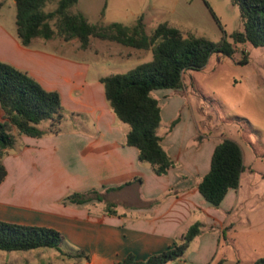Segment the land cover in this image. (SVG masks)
I'll return each instance as SVG.
<instances>
[{
  "label": "crops",
  "instance_id": "crops-1",
  "mask_svg": "<svg viewBox=\"0 0 264 264\" xmlns=\"http://www.w3.org/2000/svg\"><path fill=\"white\" fill-rule=\"evenodd\" d=\"M49 41L36 39L26 47L0 24V61L29 73L46 90L57 91L63 107L74 114L73 128L67 132L20 136L6 153L0 220L59 231L67 246L63 251L70 256L60 252L55 260L44 262L40 249L16 260H3L0 253V264H122L129 254L145 260L173 247L196 223L203 224L202 232L183 258L168 264H252L264 257V174L258 183L244 157L239 188L230 190L219 207L206 201L198 186L222 139L197 141L200 132L189 109L157 98L161 144L174 161L167 175H157L140 161L138 149L126 144L130 127L110 108L103 76L92 75L85 61L55 53L47 47ZM181 109V120L169 131ZM93 189L103 195V202L64 203L72 193ZM106 203L115 205L116 214L105 211ZM242 225L248 233L245 258L238 255L235 238Z\"/></svg>",
  "mask_w": 264,
  "mask_h": 264
},
{
  "label": "trees",
  "instance_id": "trees-1",
  "mask_svg": "<svg viewBox=\"0 0 264 264\" xmlns=\"http://www.w3.org/2000/svg\"><path fill=\"white\" fill-rule=\"evenodd\" d=\"M240 7L244 31L235 32L232 41L220 44L205 37H185L178 29L168 24L160 25L153 37L145 34L142 22L129 28L121 24L99 27L90 24L79 13L71 9L79 0H58L52 11L44 8L50 0H15L16 35L22 45L29 47L36 39L63 42L78 40L83 49L90 46L91 38L115 41L139 50H152L153 59L129 70L126 74H115L101 78L105 96L118 119L130 127L126 144L136 147L141 162L148 163L159 175H167L174 161L163 148L159 135L162 108L153 96L156 90H180L184 88V75L189 71H200L214 54L232 57L238 46L264 47V0H231ZM242 63H247L245 56ZM0 107L4 112L0 120V185L7 176L1 161L4 151L14 149L20 136L41 138L58 135L68 118L74 114L62 105L57 91L46 90L29 73L11 64L0 61ZM49 121L47 128H40ZM180 117L170 125L172 131ZM244 155L240 144L232 139H223L215 148L211 169L199 183V192L204 199L219 207L227 193L238 189L245 172ZM110 188L107 192L123 188ZM94 200L104 201L96 189L84 193H72L64 203L85 204ZM105 211L116 214L115 205L106 203ZM202 223H196L169 249L152 254L145 260H137L129 254L122 264H168L181 259L190 242L202 232ZM65 243L62 234L50 227L11 223L0 220V250L32 251L55 249L64 256ZM82 254V252H79ZM252 264H264V257Z\"/></svg>",
  "mask_w": 264,
  "mask_h": 264
},
{
  "label": "rangeland",
  "instance_id": "rangeland-1",
  "mask_svg": "<svg viewBox=\"0 0 264 264\" xmlns=\"http://www.w3.org/2000/svg\"><path fill=\"white\" fill-rule=\"evenodd\" d=\"M57 3L58 0H50L44 10H54ZM71 11L82 14L90 24L99 27L116 23L132 28L142 22L148 37H153L160 25L168 24L185 37H205L220 44L223 40L232 41L231 36L235 32L245 30L240 7L231 0H79ZM15 22V0H0V24L16 34ZM47 47L61 56L89 63L91 74L103 77L126 74L153 59L152 50H139L101 38H91L87 49H83L78 40L66 43L60 38L49 41ZM245 56L248 62L242 63ZM156 91L153 96L163 104L178 102L180 108L189 109L200 132L197 141L210 137L237 141L246 166L252 167L258 183L262 181L264 47L238 46L232 57L214 54L202 70L189 71L184 75L183 89ZM165 94H169V97L164 98ZM183 111L181 109L179 112L180 120ZM72 118L71 115L64 122L61 133L73 128ZM48 125L49 121H44L40 128H47ZM161 130H164V126ZM7 152H3L1 161ZM245 184L246 176L243 178L244 187ZM261 186L264 188V183ZM235 238L238 255L247 257L248 233L244 225L238 227ZM66 249L64 243L62 250ZM39 251L45 252L42 258L44 262L55 260V255H60L55 249ZM0 253L4 255L3 260H16L28 257L32 252L0 250Z\"/></svg>",
  "mask_w": 264,
  "mask_h": 264
}]
</instances>
